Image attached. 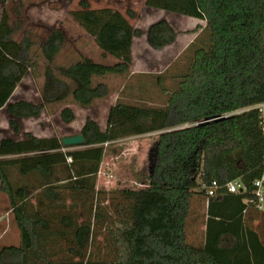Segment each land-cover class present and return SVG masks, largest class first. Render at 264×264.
Segmentation results:
<instances>
[{
    "label": "trees",
    "instance_id": "trees-1",
    "mask_svg": "<svg viewBox=\"0 0 264 264\" xmlns=\"http://www.w3.org/2000/svg\"><path fill=\"white\" fill-rule=\"evenodd\" d=\"M145 5L205 21V44L196 48L165 106L118 102L105 129L86 119L81 148L30 132L0 139V190L20 231L19 245L0 249V264H264V208H257L253 186L264 152L261 112L251 108L216 119L264 102V0H145ZM20 8L14 9L17 19L6 9L0 18L3 85L16 84L33 65L34 40L26 33L16 37L23 26ZM71 15L104 56L132 62L133 40L144 34L129 20L134 11L79 0ZM178 35L166 19L147 31L157 50ZM108 94L105 83H86L77 65H57L50 58L43 103L0 97V109L7 110L19 134L21 120L38 117L46 104L72 96L87 108ZM61 117L70 123L76 115L66 107ZM154 132L159 137L147 187L104 197L96 181L105 144ZM236 179L244 185L238 193L220 189L208 196L204 187ZM202 222L201 239H190L191 228Z\"/></svg>",
    "mask_w": 264,
    "mask_h": 264
},
{
    "label": "rangeland",
    "instance_id": "rangeland-1",
    "mask_svg": "<svg viewBox=\"0 0 264 264\" xmlns=\"http://www.w3.org/2000/svg\"><path fill=\"white\" fill-rule=\"evenodd\" d=\"M89 2L92 7L113 6L123 13L131 9L135 17L129 18L130 22L143 29L144 33H147L150 24L166 18L179 32L182 41H191L180 48L172 61L167 63L165 59H169L173 53L156 52L151 48L146 50L148 46L145 38H141L135 47V60L130 64L110 54L104 56L95 39L73 18L71 10L78 8L79 0H9L0 3V18L6 9L12 20L17 19L15 7L21 5L18 19L22 20L23 26L16 37L20 38L26 33L35 42L32 48L33 65L24 71L23 78L16 84H0V97L6 102L26 100L43 103L45 69L50 58L57 65H77L86 83H105L109 87L107 97L96 99L87 108L76 103L72 96L44 105L38 117L21 120L19 134L10 125L7 110L0 109V139H17L27 132L39 137L62 139L79 134L88 117L97 120L105 129L109 110L118 102L163 107L167 104L169 93L178 87L181 76L188 71L196 48L203 46L207 40V31L203 30L205 21L150 8L145 5V0ZM197 26L199 29L195 31ZM43 42L47 45L46 49L42 48ZM158 77L162 85H159ZM66 107L71 108L76 115L70 123L61 117V111ZM158 137L159 132H154L105 144L96 181V188L104 191V197L110 196L112 191L147 187L155 163ZM78 148L81 146L72 147ZM13 177L17 179L18 174L14 173ZM197 209L203 211L202 207ZM202 224L197 223L191 228L190 239H201ZM103 239V236L99 237V243H103ZM18 242V226L10 200L0 190V249L4 245Z\"/></svg>",
    "mask_w": 264,
    "mask_h": 264
},
{
    "label": "built area",
    "instance_id": "built-area-1",
    "mask_svg": "<svg viewBox=\"0 0 264 264\" xmlns=\"http://www.w3.org/2000/svg\"><path fill=\"white\" fill-rule=\"evenodd\" d=\"M251 108L259 109L261 112V117H262L261 128H262V133L264 135V102L254 105L252 107H248V108L241 109L235 112L221 115L217 117L216 119L227 118L231 115L240 113L245 110H249ZM253 186H254L256 206L258 209H263L264 208V152H263L261 171H260L259 176L254 180ZM204 187L207 191L208 196H215L220 189H226V191L229 193H238L240 192V190H243L244 185L239 179H236V180L229 181L223 185L219 184L217 181H213L211 184L205 185Z\"/></svg>",
    "mask_w": 264,
    "mask_h": 264
},
{
    "label": "crops",
    "instance_id": "crops-1",
    "mask_svg": "<svg viewBox=\"0 0 264 264\" xmlns=\"http://www.w3.org/2000/svg\"><path fill=\"white\" fill-rule=\"evenodd\" d=\"M161 11H163V10H161ZM168 13H171V12H168ZM173 14H175V13H173ZM190 18H192V17H190ZM164 19H166V18H164ZM192 19H196V18H192ZM166 20H167V19H166ZM150 25H151V24H150ZM150 25H149V26H150ZM172 26H173V25H172ZM173 27H174V26H173ZM138 28H139V27H138ZM142 30H143V29H142ZM141 38H145V42L147 43V46H148L146 50H149V49L151 48L152 50H154V51H156V52H166V53L169 52V53H173L169 59H165L167 63H169L170 61H172L173 57H175V55H177L178 50H179L180 48H182V47H183L184 45H186L189 41H191L190 39H185L184 41H182V40L180 39V35H178L177 38H176V40H175V42H173L172 44L166 46L165 48H163V49H161V50H157V49H154V48H152V47L150 46V44H149V42H148V38H147V33H144L142 36L135 37L134 40H133V44H132V62H131V63H133L134 60H135V47H136L137 41H141ZM147 61H148L147 63L149 64V60H148V59H147ZM131 63H130V64H131ZM205 209H206V204H205L203 210H205ZM202 223H203V222H202ZM254 223H259V220H255ZM16 224H17V223H16ZM18 234H19V242H18V244H12V245H19V243H20V231H19V228H18ZM4 246H5V245H4Z\"/></svg>",
    "mask_w": 264,
    "mask_h": 264
},
{
    "label": "water",
    "instance_id": "water-1",
    "mask_svg": "<svg viewBox=\"0 0 264 264\" xmlns=\"http://www.w3.org/2000/svg\"><path fill=\"white\" fill-rule=\"evenodd\" d=\"M84 136L82 134L72 135L62 138V143L65 146H82L84 144Z\"/></svg>",
    "mask_w": 264,
    "mask_h": 264
}]
</instances>
